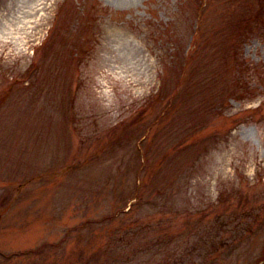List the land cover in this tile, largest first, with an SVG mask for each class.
Instances as JSON below:
<instances>
[{
	"label": "rangeland",
	"instance_id": "obj_1",
	"mask_svg": "<svg viewBox=\"0 0 264 264\" xmlns=\"http://www.w3.org/2000/svg\"><path fill=\"white\" fill-rule=\"evenodd\" d=\"M261 78L264 0H0V264H264Z\"/></svg>",
	"mask_w": 264,
	"mask_h": 264
},
{
	"label": "trees",
	"instance_id": "obj_2",
	"mask_svg": "<svg viewBox=\"0 0 264 264\" xmlns=\"http://www.w3.org/2000/svg\"><path fill=\"white\" fill-rule=\"evenodd\" d=\"M95 21H97L96 19H95ZM78 57H81V56H79L78 55ZM80 62H85V61H80ZM34 75H37V73L35 72L34 74H31V72H29V78H30V80H33L32 78H36L37 80H38V78L35 76V77H33ZM239 77L241 78V80H240V83H241V81H243L244 82V77L242 76V74H240L239 73ZM261 80V83H260V85L264 88V79L263 78H261L260 79ZM34 83L36 84L37 83V81L36 80H34ZM164 90H162V91H160V92H162V93H160V95H158V99H161V100H165V99H168V98H172L171 96H170V94L168 95V93H164L163 92ZM173 103H174V99H173ZM173 103L172 102H170V104H168L167 105V107L165 108V111L163 112L164 114H166V112L168 111V107H172V105H173ZM174 107V106H173ZM143 150H144V154L146 153L145 152V149H144V147H143ZM145 158H146V156H145Z\"/></svg>",
	"mask_w": 264,
	"mask_h": 264
}]
</instances>
